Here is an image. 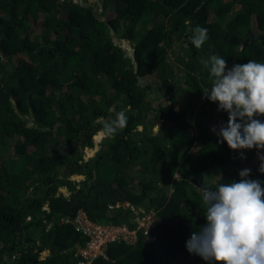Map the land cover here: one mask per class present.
Masks as SVG:
<instances>
[{
	"label": "trees",
	"instance_id": "1",
	"mask_svg": "<svg viewBox=\"0 0 264 264\" xmlns=\"http://www.w3.org/2000/svg\"><path fill=\"white\" fill-rule=\"evenodd\" d=\"M100 1L0 0V264H77L83 238L60 217L131 224L128 208L109 207L125 201L156 209L155 239L112 243L90 264H207L185 247L206 223L197 187L245 168L264 181V149L217 143L211 129L228 116L202 98L200 60L264 63V0ZM197 25L209 35L200 49ZM155 80L183 105L150 99ZM113 109L126 128L86 159Z\"/></svg>",
	"mask_w": 264,
	"mask_h": 264
},
{
	"label": "clouds",
	"instance_id": "2",
	"mask_svg": "<svg viewBox=\"0 0 264 264\" xmlns=\"http://www.w3.org/2000/svg\"><path fill=\"white\" fill-rule=\"evenodd\" d=\"M208 39V29L199 25L192 29L190 42L195 48ZM200 64L210 78L202 98L228 116L226 124L211 129L219 137L217 143L234 151L264 149V121L256 118L264 115V63L250 59L229 68L225 57L214 54ZM127 121L125 110L115 111L114 118L99 117L101 126L94 139H114ZM259 159V172L264 173V157ZM250 174L251 169L245 168L239 171L238 182L197 187L206 223L186 241L190 254L207 264H264V181L249 179Z\"/></svg>",
	"mask_w": 264,
	"mask_h": 264
},
{
	"label": "built area",
	"instance_id": "3",
	"mask_svg": "<svg viewBox=\"0 0 264 264\" xmlns=\"http://www.w3.org/2000/svg\"><path fill=\"white\" fill-rule=\"evenodd\" d=\"M126 207L130 213V222L102 223L90 219L86 212L78 209L73 218L60 217L62 222H71L79 235L83 238V243L76 246L75 255L77 264H90L98 256L107 258L106 250L112 243H132L141 234L146 242L155 239L153 227L160 223L161 217L153 207H144L140 204L116 202L110 204V208Z\"/></svg>",
	"mask_w": 264,
	"mask_h": 264
},
{
	"label": "rangeland",
	"instance_id": "4",
	"mask_svg": "<svg viewBox=\"0 0 264 264\" xmlns=\"http://www.w3.org/2000/svg\"><path fill=\"white\" fill-rule=\"evenodd\" d=\"M81 2H86V3H94V2H96V4H95L96 7H97V6H100V3H101L100 0H81ZM99 11H100V9H99ZM114 41H116V42H120V44H121L124 48H126L127 52H128V53H131V51H130L131 46H130V43H129L127 40H125V39H121V40H119L116 36H114ZM168 59H169V61H171V62H175V61H174V56H173V54H170V53H169V54H168ZM149 98L152 99L154 102L157 101V100L162 101V102L165 101L166 103H172V102H173V103H174V106H175L176 109L180 108V107L183 105V100H182L181 98H179L178 95L175 96V101H172V99L170 98V96L167 95V94L163 91V87H162L161 83L158 82L157 80H155V81L153 82V88H152V90H151V92H150V94H149ZM189 115H190V112H188L187 116H189ZM159 125H160L159 123L156 124V125L154 126V130H156V129L158 128L157 126H159ZM94 142H95V148H98V146H99L98 143H99V142L96 141L95 139H94ZM93 153H94V151H93L92 153H90V154H87V153H86V154H85V157H87V155L90 156V155H92ZM75 176H76V174L73 175V178L80 179V177L77 178V177H75ZM61 189H62V191L67 192L65 186H62ZM45 253H46V252H44L42 255H45Z\"/></svg>",
	"mask_w": 264,
	"mask_h": 264
},
{
	"label": "water",
	"instance_id": "5",
	"mask_svg": "<svg viewBox=\"0 0 264 264\" xmlns=\"http://www.w3.org/2000/svg\"><path fill=\"white\" fill-rule=\"evenodd\" d=\"M132 50H133V48L131 47V49H130V51L132 52ZM97 148H95L93 151H95ZM86 159L88 158V155H87V157H85ZM75 177H77V178H82L83 177V174H76V176ZM60 190H62L61 189V187H60Z\"/></svg>",
	"mask_w": 264,
	"mask_h": 264
}]
</instances>
